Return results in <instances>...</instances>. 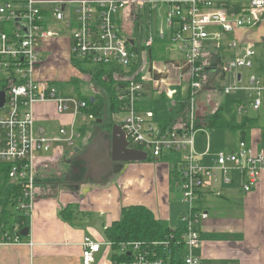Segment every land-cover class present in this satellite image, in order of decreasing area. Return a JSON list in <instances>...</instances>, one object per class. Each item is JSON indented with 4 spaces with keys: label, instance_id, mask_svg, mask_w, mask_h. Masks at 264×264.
I'll return each instance as SVG.
<instances>
[{
    "label": "built area",
    "instance_id": "1",
    "mask_svg": "<svg viewBox=\"0 0 264 264\" xmlns=\"http://www.w3.org/2000/svg\"><path fill=\"white\" fill-rule=\"evenodd\" d=\"M164 5L168 6L165 21L156 35L150 34L142 41L124 30L123 18L128 13L138 18L145 7L157 10ZM260 13L264 14V0H249L241 8L226 4L216 8L214 0H84L70 10L58 2L44 10L34 0L20 5L13 2L1 5L0 91H5L7 98L0 109L5 112L0 116V164H10V180L23 187L18 209L31 217L36 202L37 154L49 152L55 142L74 147L81 138L79 122L96 121L94 115L88 114L90 107L85 101L68 96L57 98L58 91L53 84L35 79L44 41L60 36L61 31L48 28L50 22H57L71 30V59L113 69L119 103V110L113 114L122 116L120 122L113 123L122 127L129 147L145 152L153 160L178 155L175 167L182 202L187 207L182 215V233L171 235L152 247L169 249L175 244L185 252L183 264H199L200 258L195 254L202 246L198 225L209 218L201 207V197L206 191L220 197L219 185H232L236 180L245 194L252 193L264 170V149L255 151L245 141H240L236 149L220 152L211 165L204 164L203 155L196 153L195 135L199 131L196 94L209 86L212 75L210 66L203 62L204 50L209 45L220 48L224 36H234L229 47L241 53L219 66L225 83L222 93L226 96L243 93L252 110L259 112L264 106V81L252 76L244 83L238 75L239 71L254 67L256 51L252 44L243 46L236 35L254 30L264 22ZM157 39L168 41L172 50L185 57L188 70L183 81L190 84L188 101L191 103L183 111L184 121L158 129L154 127V111L141 108L145 85L159 72L151 57ZM177 94L175 90L166 93L170 100ZM48 102L56 103L60 114L73 110L72 123L69 128H62L57 138H50L43 129L37 128L34 118V106ZM237 112L242 116L247 110L240 106ZM21 242L18 236L6 235L0 244ZM106 245L111 249V243ZM82 247L83 264H93L101 245L87 237ZM120 253H130L131 264H166L162 259H152V249L138 242L122 244Z\"/></svg>",
    "mask_w": 264,
    "mask_h": 264
},
{
    "label": "crops",
    "instance_id": "2",
    "mask_svg": "<svg viewBox=\"0 0 264 264\" xmlns=\"http://www.w3.org/2000/svg\"><path fill=\"white\" fill-rule=\"evenodd\" d=\"M12 1L20 5L24 3L19 2L28 0H0V7ZM34 1L44 10H48L53 2L62 3L70 10L84 0ZM147 8L151 21L143 27L142 32L139 22L145 14V8L138 18H132L129 13L127 18H123V25L126 26L124 30L130 35L140 37L142 41L150 34H157L164 24L168 6L164 5L157 10H151L149 6ZM259 17L264 18V14L260 13ZM52 24L59 23L48 24L51 31L59 32V29H52ZM63 29L60 36L44 41L41 62L34 74L36 80L55 85L56 82L65 85L73 79L85 81L72 65L71 36L63 37ZM131 29H134L132 33ZM233 38L234 36L226 35L220 48L209 45L204 50L203 62L210 66L212 74L209 86L205 89L210 95L214 90L216 74H219L217 68L240 56V50L229 47ZM236 38L243 46L254 45L256 51L254 67L239 71V78L244 83L252 76L264 81V51L259 49L264 41V22L254 30L238 32ZM175 53L183 57L177 63L171 60ZM162 56L167 59H159ZM151 57L159 72L151 76L147 84L165 98L169 90L180 89L183 80L187 79L188 64L182 54L170 48L168 41L160 39L156 40ZM68 65L73 71L69 81L62 76L54 81L57 78L51 77L49 68ZM220 79L222 87L219 90H222L225 83L223 77ZM171 87L174 89H170ZM95 93L97 91L94 95ZM241 94L243 93L228 99L229 112L223 103L218 106L223 107L227 115L244 106L247 113L240 117L257 118V125L250 133L248 144L255 151L263 150L264 106L259 112H254L245 95ZM75 95L82 98L81 94ZM175 100L181 101L180 96H176ZM176 101L173 102L174 105ZM151 106L143 98L141 108L152 110ZM33 111L37 128L43 129L50 138H57L60 130L69 128L73 121V114H60L54 102L38 103ZM185 119L186 114L181 109L176 117L161 126L173 125ZM91 123V127L79 124L81 138L71 147L74 148V153L65 151L63 145L66 144L55 142L49 152L37 154L36 202L30 214V235L19 244H0V264H83L82 244L87 237L101 245L93 264H112V251L106 245L108 242L105 232L121 218L122 209L128 206H144L158 220L166 222L172 230L182 229V215L186 213L187 207L182 202L174 164L164 158L124 165L110 164L106 158L111 149V128ZM240 141L239 134H225L224 149L216 151L209 142L207 145L203 143L205 147L196 145L195 139V151L198 155H203L204 164L211 165L220 152L236 149ZM219 189L222 191L220 197L211 191H206L201 197V207L209 214V218L198 225L202 246L195 254L200 258L199 264H264V170L258 187L252 193L245 194L239 180L232 185L220 184ZM174 190L181 198L174 195ZM69 207L66 220L62 213ZM3 210L2 207L0 221ZM3 239L4 236H0V242ZM184 255L185 252L180 251L178 260H182Z\"/></svg>",
    "mask_w": 264,
    "mask_h": 264
},
{
    "label": "trees",
    "instance_id": "3",
    "mask_svg": "<svg viewBox=\"0 0 264 264\" xmlns=\"http://www.w3.org/2000/svg\"><path fill=\"white\" fill-rule=\"evenodd\" d=\"M12 2L16 3V1ZM26 2L27 1H22L19 3ZM72 65L84 76L89 74L92 77L91 83L95 86L96 90H94L97 91V93H95L94 97L83 96L81 99L88 104L90 107L88 114L94 115L97 121H95V123L99 125L98 121L105 117L106 109L109 105L112 114L119 110L113 69L103 65H90L85 61H77L75 59H72ZM73 81L82 84V81L79 79ZM105 93H107V95H105ZM184 107L183 104L182 111H184ZM113 124V122L108 121L106 127H112ZM256 125L257 118L250 116L240 117L237 111L227 115L223 107H220L213 115L208 116L205 114L196 121L197 130L229 131L239 134L241 141L247 143L250 133ZM164 159L172 162L174 166H176L179 161L177 155L174 154L167 155ZM10 171V164H0V194L4 192L10 181ZM22 188V185L15 184L6 197L0 221V236H18L21 241H24L26 237H21L18 232L24 228H30L31 217L20 210H18L17 213H12L9 211L8 207L10 203L14 206L18 205V200L22 195ZM69 210L70 207L62 213L63 218L66 220H68ZM181 233L182 229L172 230L166 222L158 220L148 208L144 206H128L122 209L121 218L106 230L105 237L107 242L111 243L112 264H131L133 257L128 253H120V247L122 244L137 242L144 244L146 248L152 249L154 252L152 259H162L166 264H183L182 260H178L177 258L182 247L176 246L175 244L169 249L164 246L158 248L152 247L156 242H162L171 235L178 236Z\"/></svg>",
    "mask_w": 264,
    "mask_h": 264
},
{
    "label": "rangeland",
    "instance_id": "4",
    "mask_svg": "<svg viewBox=\"0 0 264 264\" xmlns=\"http://www.w3.org/2000/svg\"><path fill=\"white\" fill-rule=\"evenodd\" d=\"M249 0H214V5L216 8H221L223 4L229 5V6H237V7H244L246 5H248ZM151 21V16L149 13V10L147 7H145V14L144 16L141 18L139 24H140V29L141 32L143 31V27L146 26L149 22ZM56 23V22H54ZM52 29L53 30H58L61 31V29H63V26L61 24H52ZM263 29V28H262ZM260 29V30H262ZM63 37H70L71 36V30L70 29H63ZM230 37V36H229ZM255 48V47H254ZM260 51H264V41L263 44H261V46L259 47ZM180 56V57H179ZM177 55V53H175L174 55L171 56V60H173L175 63L179 62L180 60L183 59V57L181 55ZM181 58V59H180ZM159 59H167L165 56L160 57ZM49 71L51 72V77H56L57 80L54 81H58V79H61L60 77L62 76L67 77V81H69L70 77L73 76V71L71 69V67L68 66H62V67H51L49 68ZM79 72V71H78ZM80 73V72H79ZM81 74V73H80ZM84 77L85 81H82V84L80 83H76L74 82L73 79L72 81H70L68 84H60L59 82H56L57 85L53 84L55 86V88L57 89L58 93H57V98H62L65 95H75L77 94H81V96L83 97H89L94 95L95 92V86L91 83L92 77L89 74H86V76H84L83 74H81ZM221 75L218 74L217 78L215 80V86H214V90L212 91V95H210V93L206 92L205 90L196 94V101H195V105L196 106V121L197 119H199L200 117H203L205 115V113L209 116V115H213L221 106H218L220 103L224 104L225 108L228 110L229 112V107H228V99L232 96H226L222 93L221 90H219V88H221ZM53 81V80H51ZM75 83V84H74ZM75 88V89H73ZM95 89V90H94ZM170 89H174L173 87H171ZM77 90V92H75ZM145 95H144V100L151 104V109L155 112L156 114V119H155V124L154 127L156 129H158L163 123H166L168 120L170 121L171 118L176 117L181 109H182V105L184 104V108L187 110L189 108V106L191 105V103H189L188 99H189V95H190V84L189 83H183L182 86L179 88H176L177 91V96H180V100L176 101L174 100H170L167 96L164 98L162 95L159 94V92L155 91L152 86L150 84H146L145 85ZM180 93V94H179ZM105 95H107V93H105ZM104 95V96H105ZM243 95V94H241ZM235 96V95H233ZM74 98H77L76 95ZM176 101V104L174 105L173 102ZM185 102L182 103L181 102ZM214 106H218L217 108H213ZM172 109V112H170V110ZM200 110H202L200 112ZM73 110L70 109L69 112L67 114L70 115V113H72ZM5 112L0 111V116H2ZM106 114L108 116V121L109 122H114V123H118L121 120L120 115H116L114 116V114H112L111 110H110V105L107 108ZM114 116V118H113ZM93 121H87V122H79V124H81V126H86V127H91ZM91 123V124H90ZM225 134H230L229 131H223V130H206V131H198L195 135V139H196V145H201L204 146V144L206 143V145L208 144V142L214 147V149L216 151H221L222 149H224V136ZM204 143V144H203ZM64 149L66 152H69L70 154L74 153V148H71L68 145H63ZM205 147V146H204ZM212 153H214L212 151ZM41 153H39L40 155ZM16 184L15 181L10 180L9 183L7 184L6 189L4 190V192L2 194H0V212L2 211V207L4 208L5 205V200L7 197V193L8 191L11 190V188L14 187V185ZM174 195L177 194V196L179 198L180 195L179 193H177V191L174 190ZM9 207V211L12 213H17L18 212V206H14L11 203L8 204ZM185 208V207H184Z\"/></svg>",
    "mask_w": 264,
    "mask_h": 264
},
{
    "label": "water",
    "instance_id": "5",
    "mask_svg": "<svg viewBox=\"0 0 264 264\" xmlns=\"http://www.w3.org/2000/svg\"><path fill=\"white\" fill-rule=\"evenodd\" d=\"M133 41L131 40V44ZM6 92L0 91V109H2L6 103ZM99 125L103 128L106 127L108 123V116L105 114V117L102 120L98 121ZM109 127V126H108ZM111 133V142H110V151L107 153L108 162L114 165H124L132 162H146L148 161V155L145 152L132 149L129 147V143L126 139L125 132L122 127L118 124H113L110 127ZM19 235L21 237H28L30 235V228H24L20 230ZM130 255V253H129Z\"/></svg>",
    "mask_w": 264,
    "mask_h": 264
},
{
    "label": "flooded vegetation",
    "instance_id": "6",
    "mask_svg": "<svg viewBox=\"0 0 264 264\" xmlns=\"http://www.w3.org/2000/svg\"><path fill=\"white\" fill-rule=\"evenodd\" d=\"M219 68H217V71L219 72V70H218ZM219 74L221 75V73L219 72ZM218 74H216V76H217Z\"/></svg>",
    "mask_w": 264,
    "mask_h": 264
}]
</instances>
